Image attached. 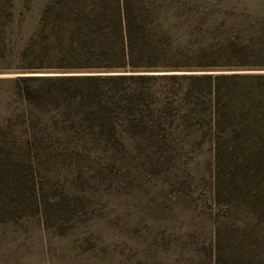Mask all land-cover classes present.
<instances>
[{"label": "rangeland", "instance_id": "1", "mask_svg": "<svg viewBox=\"0 0 264 264\" xmlns=\"http://www.w3.org/2000/svg\"><path fill=\"white\" fill-rule=\"evenodd\" d=\"M45 1L0 0V264H214L217 253L264 264V108L241 133L240 101L212 110L207 95L184 97L191 80L162 76L147 96L175 107L160 135L125 120L104 135L54 103L28 105L16 76L145 73L57 67L34 36ZM159 1L188 25V46L214 53L146 73L264 74V0ZM240 47L263 64L235 65Z\"/></svg>", "mask_w": 264, "mask_h": 264}, {"label": "trees", "instance_id": "2", "mask_svg": "<svg viewBox=\"0 0 264 264\" xmlns=\"http://www.w3.org/2000/svg\"><path fill=\"white\" fill-rule=\"evenodd\" d=\"M172 3L177 7L176 0ZM162 5L159 0H46L34 36L44 49L54 51L60 62L57 67L72 71L145 73L19 75L14 78L16 94L28 105L42 107L54 103L53 108L58 111H73L85 127L104 135L114 136L118 130L117 122L122 121V124L123 120V126L130 131L160 135L165 130L166 118L175 115V107L168 98L162 105H157L159 102L155 99H147L153 94L149 80L157 76L174 81L188 79L191 81L184 89L185 98L191 97L193 101L207 95L212 110H218L219 103L223 106L231 104L236 109L233 105L240 101L241 107L232 111L233 117H250L245 123H237L241 133L251 129V121L254 122L256 113L264 108V74L146 73L187 68L190 59L198 60L214 53L188 46L186 37L184 39V35L190 36L188 25L180 13L172 12L169 18L164 16ZM248 51L250 53L240 47L232 53L241 59L235 65L263 64L250 62L249 56L256 53ZM199 65L219 64L212 61ZM21 68L31 70L42 66ZM126 79L138 83L132 87L122 86L121 81ZM221 80L226 81L223 90ZM178 90L174 92L178 94ZM163 93L167 97V92ZM176 106V110L183 108ZM146 111L148 114L145 115ZM226 121L233 123L230 116ZM215 122L220 123V118L216 117ZM240 262V259L220 253L214 258V264Z\"/></svg>", "mask_w": 264, "mask_h": 264}]
</instances>
